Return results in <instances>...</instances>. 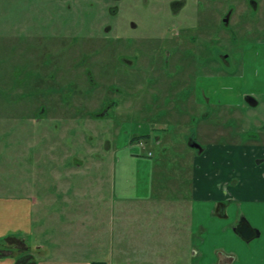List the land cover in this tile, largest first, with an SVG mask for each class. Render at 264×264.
<instances>
[{"label":"rangeland","instance_id":"1","mask_svg":"<svg viewBox=\"0 0 264 264\" xmlns=\"http://www.w3.org/2000/svg\"><path fill=\"white\" fill-rule=\"evenodd\" d=\"M140 1L124 0L122 13L110 19L107 11H101L107 0L72 2L74 10L65 15L52 12L50 0H0V196L35 201L33 228L26 238L35 258L52 253L63 255L56 258H75L78 248L89 247L93 251H88V259L112 264L110 233L116 232L107 208L123 201L125 191L140 193L151 183L152 200L159 206L173 201L175 214L191 217L190 208L184 211L188 201L182 195L191 196L192 172L201 173L205 166V181H201L212 201L218 198L225 209L224 222L236 214L237 219L246 216L260 231L246 242L232 228H222L206 244L217 242L235 254L234 264H264V204L259 202L264 198V161H256L264 150L248 133L264 125V45L254 46L248 56L255 63L249 70L258 73L254 77L220 80L212 66L205 67L196 57L205 47L212 52L224 47L217 38V18L234 3L233 20H237L245 4L243 0H186L172 16L165 0H148L145 6ZM75 6L80 10L75 11ZM260 15L259 26L264 24V8ZM130 18L136 21V29L129 26ZM111 20L115 29L103 32L104 22ZM207 23L211 34L197 44L189 43V33L179 36L188 44L178 48L175 62L166 65L165 58L156 55L152 45L166 47L167 38L180 35L189 25L194 29L198 24L195 34L202 35ZM71 32L83 36L77 44L93 47V66L88 65L92 81L83 73L79 83L49 79L51 86L64 85L58 92L32 89L33 64L47 72L51 48L71 41ZM127 35L134 38L130 45L141 43L144 48L134 68L118 61L121 51L114 59L101 46L114 38L129 42ZM255 36L261 39L264 31ZM59 60L64 61L62 55ZM197 86L222 104L195 105ZM73 87L81 92L75 93ZM246 91L255 94L256 107L237 104ZM143 128H148L150 139L138 137L130 144ZM195 129L198 143L215 155H199L189 146L188 137ZM192 213L196 220L200 218L198 209ZM205 221L215 229L209 217ZM93 253L99 256L94 258ZM120 262L116 258L113 264Z\"/></svg>","mask_w":264,"mask_h":264},{"label":"crops","instance_id":"2","mask_svg":"<svg viewBox=\"0 0 264 264\" xmlns=\"http://www.w3.org/2000/svg\"><path fill=\"white\" fill-rule=\"evenodd\" d=\"M197 89V94L200 96V87L197 86ZM141 132L148 134V128H143ZM129 143L131 144L132 141L130 140ZM207 152L209 156L214 154L208 146L201 154ZM147 154L149 155V152ZM131 159L136 158L131 157ZM205 172V166L201 173L193 171L191 196H186V192L182 195L183 198L187 197L184 200L188 201L184 211L190 208L191 217L175 214L173 201L159 206V203L152 200L154 190L151 183L147 184L140 193L134 189L125 191L123 201L113 203L107 208L111 211L115 224L112 232H116L110 233L112 248L108 252L109 262L113 264L118 258L123 264H150V262L151 264H234L235 254L225 248L222 249L221 245H216L217 242L206 244L209 236L214 239L222 228L225 231L227 228L230 230L232 228V233L242 240L250 242L252 239H245L236 231L237 223L241 219V217L237 219V214L228 223L224 222V218H227L225 209L218 203V198L214 197L212 201L210 192H207L208 188L201 181L202 179L205 181ZM34 202L24 196H0V264L99 263L86 257L88 251H93V248L89 249V247L78 248L80 253L75 258H56L63 257L59 253L35 258L26 245L27 234H30L33 228ZM259 202L264 204V198ZM196 209L201 212L198 220L192 213L196 212ZM206 217H209L215 229L206 223ZM243 217L251 228L258 229L249 218ZM93 241L91 239L92 243ZM209 247L212 252L208 250Z\"/></svg>","mask_w":264,"mask_h":264},{"label":"flooded vegetation","instance_id":"3","mask_svg":"<svg viewBox=\"0 0 264 264\" xmlns=\"http://www.w3.org/2000/svg\"><path fill=\"white\" fill-rule=\"evenodd\" d=\"M53 3L52 5V12L55 13H61L63 15L64 12L70 14L74 7L72 6V2H77L78 0H50ZM109 2L107 7H103L101 9L102 12L107 11L110 14V19L115 18L118 13L124 10L122 8L123 4L121 2H124V0H107ZM137 1V0H136ZM140 1V0H139ZM148 0H142V3L146 4ZM167 3V7L169 12L172 14V16H177L179 11L184 8L186 0H165ZM245 4V10L242 11L239 16L237 17V20H233L234 13L236 11L235 4L231 3V5L228 8H224V10L220 13V16H218V35L217 38L220 39L224 47L215 48L214 51L212 50L208 51L207 47L204 48L203 53H199L197 57L198 61L200 63H203L205 67L211 68L213 67L214 74L220 79V80H229L239 77H245V76H256L258 73L256 71L249 70L251 68H248V66L255 65V63L252 61V59H249L248 56L250 52L253 50L252 48L256 46L257 44H263L264 45V36L256 37L255 34L258 32L264 31V24H261L259 26V17L261 16V12L264 8V0H243ZM140 1V5L143 4ZM226 6V3H225ZM125 7V6H124ZM207 7V6H206ZM142 8V7H141ZM80 8L75 6V11H79ZM120 13V14H121ZM228 14V16H227ZM258 16V17H257ZM243 22H247L245 25H242ZM182 25H185L184 23ZM115 25L112 24V20L109 22H104L102 26L103 32H109L110 30H113ZM129 26H131L133 29H136L138 27L136 21L132 18L129 20ZM198 27V24L195 25L194 29L192 25H189L187 27H183V31H181L180 35H176L172 37L171 39L167 38V46L166 47H160L159 45H152L156 51V55H162V58L165 61V64L168 65L169 63L175 62L173 59V55H177L178 48L185 47L184 45L188 44L185 43L186 40H184L185 37L182 39L179 38L182 33L190 34L191 41L189 43L197 44L200 39L206 38V36H210V24L207 23L205 28L203 29L202 35L195 34V29ZM81 36V35H80ZM124 34L119 33V37H123ZM69 38H72L71 41H61V43H58L56 46H60L59 48H51V59L52 64L47 67V72H43L41 70V67L39 65H34L31 67V86L32 89H35L37 91L45 92L48 94V92H58L60 89L64 86H62L59 83V86L56 84H53L51 86L47 82L50 80H53L56 77H61V79H67L68 81L72 82H80V77L85 73V76H88L91 80L92 72L88 68V65L93 66L90 59H92L90 55V49H92L90 46L84 47L83 45L77 44L79 38V34L71 32L68 35ZM130 37V38H129ZM253 38L257 39L254 40ZM127 40H117V38H114V40L104 41L101 46L107 47L109 49V54L113 55V58L115 59V54L118 51H121V55L118 57V61L127 66L128 68H134L136 62H138L141 58V53L143 51V46L141 43L137 45H130V41H133L131 36L127 35ZM80 41V40H79ZM120 41V42H119ZM206 41V40H205ZM204 41V42H205ZM81 42V41H80ZM165 42V41H164ZM162 42V43H164ZM120 43L121 46H118ZM123 43H126L122 45ZM141 45V46H140ZM100 46V45H99ZM97 46V47H99ZM117 46L118 48H115ZM206 46V44H205ZM96 47V48H97ZM123 48V50L119 48ZM169 48V49H168ZM95 49V48H94ZM93 49V50H94ZM168 50V51H167ZM232 50V51H230ZM125 52V54L123 53ZM62 55L64 58V61L59 60V56ZM175 56V57H177ZM189 60H193V57L188 55ZM187 57V56H186ZM195 57V58H196ZM88 58V60H87ZM60 64V66H58ZM82 66L86 67V70L83 71ZM167 68V67H165ZM250 71V72H249ZM210 75V74H209ZM208 74L205 75L208 79ZM29 78V77H28ZM50 79V80H49ZM209 80V79H208ZM92 81V80H91ZM30 84V83H29ZM73 91L81 92L80 88L73 87ZM205 89L199 90L200 96H198V100L195 99V105H200L201 103H205L206 105H211L213 103L219 102L221 103V100L219 98H216L214 102L209 98L207 93H205ZM241 100L237 104H244L246 103L248 106L256 107L259 104V101L256 99L255 94H253V91H246L244 93H241L239 95ZM233 104V103H229ZM240 130H242V126H239ZM216 130L213 131V133ZM198 133V130H194L193 133L188 137V141L193 143L196 142L199 146L196 148L197 152L201 154L204 150V148L198 143L195 136ZM249 137L252 139V141L257 144L260 147V150H264V125L261 126V129L259 130H252L249 131ZM133 137V136H132ZM140 139L149 140L150 135L149 134H142L140 136ZM144 141V142H145ZM195 148V147H194ZM150 155V152H149ZM257 163L261 164V162L264 161V153L262 152V157L256 160ZM237 229L236 231L242 235L245 239H254L257 238L260 235V231L256 228H251L246 219L241 216V219L237 223ZM231 261V260H230Z\"/></svg>","mask_w":264,"mask_h":264},{"label":"water","instance_id":"4","mask_svg":"<svg viewBox=\"0 0 264 264\" xmlns=\"http://www.w3.org/2000/svg\"><path fill=\"white\" fill-rule=\"evenodd\" d=\"M227 16H228V14H227ZM188 144H189V146L195 147V148H198V146H199L196 142L191 143L188 141Z\"/></svg>","mask_w":264,"mask_h":264},{"label":"trees","instance_id":"5","mask_svg":"<svg viewBox=\"0 0 264 264\" xmlns=\"http://www.w3.org/2000/svg\"><path fill=\"white\" fill-rule=\"evenodd\" d=\"M136 138H138V137H136V136L131 137V141H134ZM139 139H140V137H139ZM236 229H237V227H236Z\"/></svg>","mask_w":264,"mask_h":264}]
</instances>
